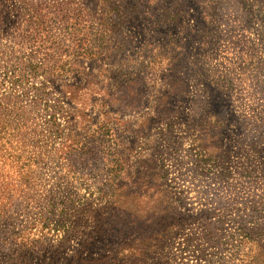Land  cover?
<instances>
[{"label":"rangeland","instance_id":"374dc122","mask_svg":"<svg viewBox=\"0 0 264 264\" xmlns=\"http://www.w3.org/2000/svg\"><path fill=\"white\" fill-rule=\"evenodd\" d=\"M0 49L56 111L0 77V264H264V0H0Z\"/></svg>","mask_w":264,"mask_h":264},{"label":"trees","instance_id":"16d2710c","mask_svg":"<svg viewBox=\"0 0 264 264\" xmlns=\"http://www.w3.org/2000/svg\"><path fill=\"white\" fill-rule=\"evenodd\" d=\"M11 60H12L11 56L5 54L0 49V77H2L3 85H8L10 87V89L14 94L13 97L18 95L17 96L18 99L16 100H23L29 98L30 96H33L34 104H42L45 112H49V111L53 112V115H51L50 120L48 121L49 123L52 122V120L55 119L56 111L53 108V105H50L49 101L47 100V94L44 95L42 93V89L32 86L34 78L38 76L39 71L42 69L41 67L42 65L34 66L32 65V63H30L25 68H23V65L21 63L12 64ZM0 107H2V105H0ZM4 111L6 112L5 109ZM19 117H22V114ZM215 179L219 180L218 176H216ZM114 194H115L114 192H111V199L113 198ZM111 209L115 213H118L120 208L116 205V203L111 202ZM159 212L161 214L165 211L164 209H160ZM158 225H159V230L156 232V235H154L156 239L159 238V236H163L167 234L170 235L172 230L175 229L174 225L171 227V225L165 224L163 220L161 221L159 220Z\"/></svg>","mask_w":264,"mask_h":264}]
</instances>
